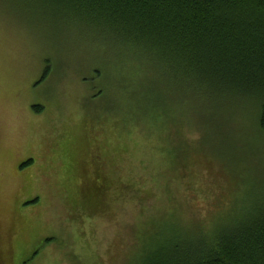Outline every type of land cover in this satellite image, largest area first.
<instances>
[{
    "label": "rangeland",
    "instance_id": "obj_1",
    "mask_svg": "<svg viewBox=\"0 0 264 264\" xmlns=\"http://www.w3.org/2000/svg\"><path fill=\"white\" fill-rule=\"evenodd\" d=\"M55 13L0 0V264H139L264 206L257 108L140 84L139 64ZM90 137L107 190L73 180Z\"/></svg>",
    "mask_w": 264,
    "mask_h": 264
},
{
    "label": "trees",
    "instance_id": "obj_2",
    "mask_svg": "<svg viewBox=\"0 0 264 264\" xmlns=\"http://www.w3.org/2000/svg\"><path fill=\"white\" fill-rule=\"evenodd\" d=\"M39 1L90 40L106 45L105 54L119 56L123 65L139 64L140 84L151 87L158 79L181 101L196 96L213 106L231 101L254 106L264 129V0ZM93 141L90 137L94 153L85 156L88 179L82 182V168L73 180L107 190L112 185L104 173L108 156L96 152ZM32 204L38 200L27 206ZM205 233L168 243L143 255L139 264H264V206Z\"/></svg>",
    "mask_w": 264,
    "mask_h": 264
},
{
    "label": "flooded vegetation",
    "instance_id": "obj_3",
    "mask_svg": "<svg viewBox=\"0 0 264 264\" xmlns=\"http://www.w3.org/2000/svg\"><path fill=\"white\" fill-rule=\"evenodd\" d=\"M30 160H28V161H26V162H24L22 165H21V167L22 166H24V165H26L27 164V162H29ZM27 167V166H26ZM24 169V168H23Z\"/></svg>",
    "mask_w": 264,
    "mask_h": 264
}]
</instances>
